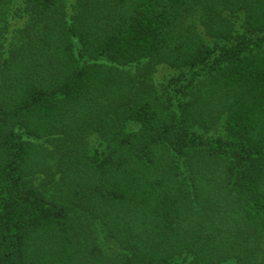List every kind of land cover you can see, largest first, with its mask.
I'll use <instances>...</instances> for the list:
<instances>
[{"label": "trees", "instance_id": "1", "mask_svg": "<svg viewBox=\"0 0 264 264\" xmlns=\"http://www.w3.org/2000/svg\"><path fill=\"white\" fill-rule=\"evenodd\" d=\"M0 264H264V0H0Z\"/></svg>", "mask_w": 264, "mask_h": 264}, {"label": "rangeland", "instance_id": "2", "mask_svg": "<svg viewBox=\"0 0 264 264\" xmlns=\"http://www.w3.org/2000/svg\"><path fill=\"white\" fill-rule=\"evenodd\" d=\"M174 74H176L174 70L165 68V66H158L156 68V71L152 75L151 82L159 91H162L167 80H169ZM199 130L203 134H205V136H215L221 134V132L223 131L220 123H218L217 126L213 127V129L208 131V133H204L205 129L201 128Z\"/></svg>", "mask_w": 264, "mask_h": 264}]
</instances>
